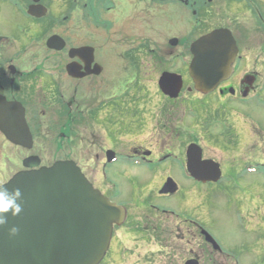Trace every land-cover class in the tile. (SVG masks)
<instances>
[{
  "label": "flooded vegetation",
  "instance_id": "obj_1",
  "mask_svg": "<svg viewBox=\"0 0 264 264\" xmlns=\"http://www.w3.org/2000/svg\"><path fill=\"white\" fill-rule=\"evenodd\" d=\"M55 2L56 0H0V99L2 98L6 103L22 105L33 139L35 140L36 131L41 136L44 129L41 120L48 116L49 112L42 111L40 118L35 117L34 126L37 129H33L29 122L31 120L29 110L32 103L37 104L36 110L54 108L56 121L60 125L58 139L62 143H69L71 140L81 141L80 129L89 131L87 134L92 143L106 142L111 136L107 133V127L110 124L127 128L133 131L131 134L138 136V133L148 127L150 121L162 120L163 122L159 121L156 125L158 131L164 132L161 134L162 137L158 135V145L154 147L156 151L160 149L157 154L152 148L145 149L143 146L131 148L130 153L127 151L121 153V150L107 148L103 144L95 154V157L103 158L100 174L97 175L94 171L92 178L86 176L87 180L95 190L125 211L122 223L113 226L109 250L100 264H105L107 260H110L117 250L121 256H123V249L128 250L127 252L124 250L125 253L134 251L133 248L126 246L129 241H133L137 246L151 239L152 242L160 243L165 250L169 248L175 251L176 248L171 244L177 237L184 242L186 237H194L195 241L199 240L197 246L200 255H192L194 252L190 249L185 253L188 257L183 264L191 260L199 264H230V262L231 264H264V261L259 262L264 255L262 250L255 253L258 257L256 261L254 250L249 247L246 250L243 248L239 253L225 251L216 237L212 235L220 246V250L214 249L204 235V232L211 235L205 221L191 216L189 207L186 206L187 195L183 204L178 205L180 211H176L171 205L150 203L147 198L124 204L121 202L123 189L108 179L107 174V171L116 164L122 165V168L130 167L138 171L143 169L150 174L161 164L172 163L169 166L175 167L178 163L186 180H192L197 188L200 187V189L192 188L194 191L201 192L206 186L214 188L224 183L230 184L239 172L244 176L257 177L256 182L264 184L263 166L248 164L243 166L242 170H238L239 168L235 169L229 160L235 161L239 148L249 147L257 135L262 133V128L247 113L246 109L249 106L264 108V0H63L67 11L69 10L68 15L63 17L55 11L53 7ZM32 8H38L35 15L30 12ZM160 15L169 20V28H171L169 36L165 39L167 42L165 49L160 52V49L157 52L150 50L151 58L155 60L153 66L162 69L157 81V93L169 104V107L161 112L162 118L154 112L153 103L149 101L151 97L148 95V89L139 85L140 81L137 76L143 62L139 53L143 50V46L148 48L149 45L144 44L134 49L133 53L120 56V60L125 62L129 69H133L135 74L133 75L134 82L132 80L128 85L127 78L118 75L117 86L111 85L117 73L110 72L107 66L108 60L104 55L106 47L98 45L96 41H75V43L66 41L58 34L47 37L51 30L60 28L73 16L76 18L74 21L77 27L106 31L107 37L104 42L107 44L109 41H114L110 35L111 28L115 25L121 28L120 41H156L151 37L141 40L129 39L125 33L127 28L137 30L147 29L154 23L159 25ZM17 16L26 17L32 27L38 28L39 33L34 40L16 37ZM217 30L230 34L237 52L231 65L230 75L222 80L215 91L204 94L195 90L190 77L189 68L194 58L191 47L200 38ZM28 32H30L29 29ZM55 35L63 38L66 43L60 52L47 47V41ZM43 40L49 56L58 59L53 68L54 71L43 73V64L31 70H27L26 66L24 69L17 67L15 63L18 60L13 50L15 41ZM172 41H175L174 45H171ZM82 48L93 49L94 62L92 64H88L91 56L88 57L85 53L71 59V51ZM71 64H74L73 68H75L73 77L67 68ZM113 64L116 65V63ZM164 73L182 77L183 87L177 99L173 100L162 94L158 83ZM83 74L87 76L80 77ZM189 82L192 87L189 86ZM37 83L36 88L34 84ZM184 91L189 94L195 91L199 99L198 102H191L198 107V110H192L195 117L188 120V128L182 124L183 127L180 129L191 132L192 135L188 138H186L187 134L177 128L180 132L178 133L175 129L176 124L171 123L174 113L171 105L174 106L177 101H180ZM175 131L177 132L176 141L180 140L178 144L175 142L161 144L162 141H167L164 138L171 136V133ZM2 143L10 144L12 148L17 147L9 143L6 135L0 130V145ZM72 143L78 147V144ZM92 143L90 145L94 148L97 144ZM193 145L202 150L203 161H213L219 165L221 178L215 184L196 181L189 175L187 151ZM208 149L217 151L218 157L208 156ZM109 153L114 154L111 162L108 157ZM77 166L79 167L78 164ZM82 172L84 173V170ZM169 175L158 180H149L152 184L150 188L158 194L157 197L171 199L181 190L174 176ZM135 178L140 179L139 176ZM169 179H172L173 183L176 182L177 191L174 194L161 195L160 192ZM134 183L136 185V182L132 180L133 185ZM127 190L129 192L131 188ZM205 200L198 204L199 212L203 211L204 205L208 208ZM134 211L138 213L134 214ZM119 232H122L123 240L116 242L115 239ZM159 238H166V241H161ZM164 243L168 244L167 247ZM187 246H191V240L187 241ZM171 252L170 257L167 258L173 264L175 255Z\"/></svg>",
  "mask_w": 264,
  "mask_h": 264
},
{
  "label": "rangeland",
  "instance_id": "obj_2",
  "mask_svg": "<svg viewBox=\"0 0 264 264\" xmlns=\"http://www.w3.org/2000/svg\"><path fill=\"white\" fill-rule=\"evenodd\" d=\"M53 7L62 17L69 13L63 0H56ZM160 16L159 25L154 23L151 24L150 27H147V29L137 30L127 28L125 33L129 39L141 40L151 37V39L154 38L156 41H120L121 28L115 25L111 28L110 35V37L114 38V41H109L107 44L104 40L107 37L106 31L104 32V30L97 28L87 29L82 26L77 27L78 25L74 21L76 18L73 16L62 24L60 28L51 30L47 37L52 34H58L66 41H74V43L75 41H96L98 45L106 47V53L104 52V55L108 60L107 66L110 72L117 73L111 85L117 86L118 75H121L122 78L126 77L128 85L133 80V75L135 74L133 69H129V66L120 60V56L122 54L133 53L134 49L144 44L149 45L148 48L143 46V50H145H141L139 53L141 61L143 62L137 76L139 79L138 81H140L139 85L145 88L147 87L148 89V95L151 97L149 101L153 103L152 105L155 108L154 112H157L160 118H162L160 114L164 108L169 107V104L166 99L160 97L157 93V81L161 75L162 69L153 66L155 60L151 58L150 50H156L157 52L158 49H160V52L165 49L164 46L167 43L165 39L169 36L171 28H169V20L162 15ZM15 25V35L17 38H29L34 40L39 33L38 28L32 27V24L26 17L17 16ZM28 29L30 32H28ZM44 45V40L15 41L13 50L18 60L15 63L17 67L24 69L26 66L27 70H31L35 68V66L43 64V73H45V71L53 72V68L57 64L58 59L50 57ZM156 55H158V53ZM113 63H116V65ZM34 85L37 88L38 83ZM189 86L192 87L190 82ZM182 93L180 101H177V104L174 106L171 105V108L173 107L174 109L171 123L174 122V124H176L175 129L178 133L180 132L177 128L180 130L183 127L182 124H185L188 128V120L195 117L192 110H198L197 105L191 102L199 101L197 98L198 96L195 95V91H192L190 94L185 91ZM35 107H37V104L32 103L29 110L31 118L29 122L33 129H37V127L34 126L35 117L40 118L42 111L46 113L47 111L49 112L48 116L41 120L44 125L41 136L39 132L36 131L32 150H24L19 147L12 148L10 144L6 145L5 143L0 145V184L7 182L14 174L23 171L24 168L22 163L30 156H38L42 161V166L47 167L60 160L74 161L79 165L80 169L83 168L82 170H84L85 176L92 178L91 176L94 173L97 175L100 174L99 170L103 158L99 159L95 157V154L98 153L102 144L103 146H107V148L121 150V153H125L126 151L129 152L133 147L137 148L142 146L145 149L152 148L155 154L160 151V149L156 151L154 147L158 145V135L164 133L158 131L156 126L159 121L162 122V120L150 121L148 127L138 133V136L136 134H131L133 131L127 130V128L124 129L110 124L107 127V133L111 135L110 138L108 137L106 142H93L97 144L93 148V146L90 145L92 142L87 134L89 131H85V129L79 130L80 136L82 137L81 141L71 140L69 143H62V141L58 139V129L60 125L56 121L54 108H50L49 111L45 108L36 110ZM246 111L262 128V133H260L261 135H257L254 142L250 144L249 147L239 148L235 156V161L229 159L230 164L233 163L234 168H239L238 170H242V167L248 164L252 166L261 165L264 167V108L249 106ZM176 131L171 133V136L164 138L165 140L167 139V141H162L161 144H166L168 142H175L178 144L180 140L176 141ZM180 131L187 134L186 138L192 135L190 134L191 132H185L184 130ZM168 134H170V132ZM255 134H257V132ZM183 135L182 138L184 139ZM72 142L78 144V147L73 145ZM216 152L217 151L214 152L212 149H208L207 155L217 158L218 153ZM169 165H172V163L161 164L153 172L148 174L147 171L143 169L138 171L137 169H130V167L122 168V165L116 164L107 171V174L109 175L108 179L123 189L124 194L121 198L122 203L126 204L129 202H136L138 199L144 200L147 198L150 203L162 204L163 206L171 205L173 209L180 211L178 205L183 204V200L187 195L188 200L186 201V206L189 207V212L192 214L191 216H195V218L203 222L205 221L207 229L211 232V236L214 235L216 237L225 251H236L239 253L243 248L246 250V248L249 247L251 250H254V255L261 250L264 253V184L261 185L256 182L258 179L257 177L244 176L239 172V174L234 176L232 183H224L214 188L206 186L203 188V191L200 192L198 190H192V188L200 189V187L197 188L192 180H186L178 163L175 164V167ZM165 175H169L170 177L174 176L181 188L178 195L171 199L157 197L158 194H156L154 189L152 190V188H150L152 184L149 180H158L165 177ZM138 176L140 177L139 180L135 178ZM132 180L136 182V185L135 183L134 185L132 184ZM257 186L261 187L258 188ZM128 187L131 188L129 192L127 189L130 188ZM203 200L207 201L208 208L204 205L203 211L199 212L197 206ZM133 213L136 214L138 212L134 211ZM131 220H135V218H131ZM208 235H210V233ZM177 238L175 242L171 244L176 248L175 251L169 248L165 250L161 247L162 245L160 243H157V241L152 242L151 239L137 246L133 241H129L126 243V246L128 248H133L134 251L132 250L125 253V249H123V256H121L119 250H117L116 254H114L110 260H107L105 264H171L167 258L170 257L171 254L169 253L171 251V253L175 255V263L173 264H183L188 257L185 253L190 251V249L194 252L192 255H200L197 246L199 243L198 239L195 241L194 237H186V241L184 242L182 239ZM115 240L116 242L117 240H123L122 232L117 233V239ZM159 240L166 241V238H159ZM188 240H191V246H187ZM164 245L167 247L168 244L164 243ZM125 251L127 252L128 250ZM255 259L258 261L256 255ZM260 261H264V255L259 262Z\"/></svg>",
  "mask_w": 264,
  "mask_h": 264
},
{
  "label": "water",
  "instance_id": "obj_3",
  "mask_svg": "<svg viewBox=\"0 0 264 264\" xmlns=\"http://www.w3.org/2000/svg\"><path fill=\"white\" fill-rule=\"evenodd\" d=\"M36 9L32 8L31 14L35 15ZM231 38L228 32L217 30L192 44L194 58L189 73L198 92L215 91L230 75L237 52ZM65 46L64 39L57 35L47 41L50 50L60 52ZM83 53L91 56L88 64H92L94 51L90 48L72 50L70 57ZM73 65L67 67L72 77ZM83 76L87 75L80 77ZM182 82V77L164 73L158 84L162 94L174 100L179 97ZM0 130L9 143L33 149V136L21 104L0 99ZM108 157L111 162L114 154L109 153ZM22 165L23 171L0 186L9 190L18 187L23 194L22 213L17 217L9 215L8 224L0 227V264H100L109 250L113 226L122 223L125 211L95 190L73 161H57L45 167L39 157L30 156ZM187 171L203 183L215 184L221 178L219 165L203 161L202 150L196 145L187 151ZM175 185L169 179L160 194H174ZM13 226L19 228L16 236L9 235ZM204 235L214 249L220 250L211 235ZM186 264L199 263L191 260Z\"/></svg>",
  "mask_w": 264,
  "mask_h": 264
},
{
  "label": "clouds",
  "instance_id": "obj_4",
  "mask_svg": "<svg viewBox=\"0 0 264 264\" xmlns=\"http://www.w3.org/2000/svg\"><path fill=\"white\" fill-rule=\"evenodd\" d=\"M22 191L20 188L9 190L7 187L0 189V227L8 224V216L17 217L22 211ZM19 228L13 226L9 229L10 236H16Z\"/></svg>",
  "mask_w": 264,
  "mask_h": 264
}]
</instances>
